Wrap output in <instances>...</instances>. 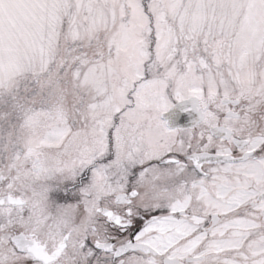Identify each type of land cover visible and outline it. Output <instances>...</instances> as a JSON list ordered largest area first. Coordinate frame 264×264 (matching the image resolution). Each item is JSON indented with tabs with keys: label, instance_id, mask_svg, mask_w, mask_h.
Listing matches in <instances>:
<instances>
[{
	"label": "snow or ice",
	"instance_id": "6c2138e0",
	"mask_svg": "<svg viewBox=\"0 0 264 264\" xmlns=\"http://www.w3.org/2000/svg\"><path fill=\"white\" fill-rule=\"evenodd\" d=\"M0 264H264V0H0Z\"/></svg>",
	"mask_w": 264,
	"mask_h": 264
},
{
	"label": "flooded vegetation",
	"instance_id": "af4514ba",
	"mask_svg": "<svg viewBox=\"0 0 264 264\" xmlns=\"http://www.w3.org/2000/svg\"><path fill=\"white\" fill-rule=\"evenodd\" d=\"M178 121H177V119H176V116L174 115V118H173V120L170 122L169 121V123H170V125L171 126H175V124L177 123ZM180 122H182V121H180Z\"/></svg>",
	"mask_w": 264,
	"mask_h": 264
},
{
	"label": "water",
	"instance_id": "95a60500",
	"mask_svg": "<svg viewBox=\"0 0 264 264\" xmlns=\"http://www.w3.org/2000/svg\"><path fill=\"white\" fill-rule=\"evenodd\" d=\"M174 118V114L170 115L169 117H167V119H169V121L171 122Z\"/></svg>",
	"mask_w": 264,
	"mask_h": 264
}]
</instances>
